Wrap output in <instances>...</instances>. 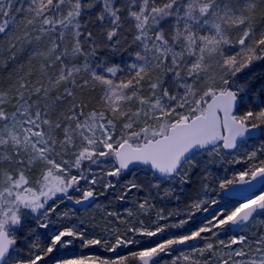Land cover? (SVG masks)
<instances>
[{"label": "snow or ice", "instance_id": "snow-or-ice-1", "mask_svg": "<svg viewBox=\"0 0 264 264\" xmlns=\"http://www.w3.org/2000/svg\"><path fill=\"white\" fill-rule=\"evenodd\" d=\"M0 70V264H264V0H0Z\"/></svg>", "mask_w": 264, "mask_h": 264}, {"label": "trees", "instance_id": "trees-1", "mask_svg": "<svg viewBox=\"0 0 264 264\" xmlns=\"http://www.w3.org/2000/svg\"><path fill=\"white\" fill-rule=\"evenodd\" d=\"M5 55H7V53H5ZM7 73L5 71L0 70V77L2 76H6ZM264 145V137L261 136V133L259 135L258 138L256 139H251L249 140V142L247 144H245L244 146H242L240 149L235 150L231 155L227 156V159L223 162H217L215 165L212 166V175L214 179H230L232 178V176L242 170L245 169L246 165L241 163V164H229L227 162V160L232 159L233 157L236 158H241L245 152L247 151H251V150H255L257 147ZM142 178V177H141ZM128 179H132V174L129 173L126 177H124L121 180V183L125 182V180ZM264 190V188H263ZM115 194H113L114 196ZM219 200V204L216 206L217 208H223L226 205L229 207L235 206V204L237 202H242L238 199H234V198H225L223 196L222 193H219V195L216 197ZM133 199L132 196L129 197V202L127 203H119L117 201H115V199H112L111 202L109 201V199L105 198V197H99L98 198V203H101L103 205H107L111 210H120L121 212L123 211L124 208L126 207H130V201ZM84 206L82 205H73L71 204V202H66V205H62L61 206V211L66 210L67 209H71L73 212H75L77 209H83ZM91 209V208H90ZM90 209L88 210L87 213H85L84 211H80L79 215L80 216H87L88 218L92 217V213H90V215L88 214ZM95 215H97L96 210H95ZM210 213H197L194 221L192 223H190L189 226L186 227H198L200 225V223L205 219L206 216H209ZM94 216V215H93ZM75 219V218H74ZM98 219V216H97ZM55 225L51 226V228L48 230L49 234L51 233V231L55 230ZM184 230H173V232L175 234H180L182 233ZM173 233H165L163 235V237H154L151 240H147V239H142L137 237L136 239L141 240L142 239V243L144 245H149L161 238H167L169 235H171ZM138 246L134 245L132 246L133 250H135ZM120 251V254H126L128 252V249H121L118 250ZM87 255H98L101 257H112L114 254L105 252L103 249L98 248V247H91V248H82L80 246V242L76 241L74 242L73 245L69 246L67 249H59L57 250L53 256L54 257H60V258H71V257H75V256H87Z\"/></svg>", "mask_w": 264, "mask_h": 264}, {"label": "water", "instance_id": "water-1", "mask_svg": "<svg viewBox=\"0 0 264 264\" xmlns=\"http://www.w3.org/2000/svg\"><path fill=\"white\" fill-rule=\"evenodd\" d=\"M260 135V131L257 130L256 132L251 134V139H256ZM235 150H233L234 152ZM232 152V153H233ZM264 188V181L257 180L252 182L251 185H235L232 188H230L226 192H222L223 196L225 198H234L238 200H244L245 198H248L252 196L253 194H259L260 191H262ZM187 247V246H183Z\"/></svg>", "mask_w": 264, "mask_h": 264}, {"label": "rangeland", "instance_id": "rangeland-1", "mask_svg": "<svg viewBox=\"0 0 264 264\" xmlns=\"http://www.w3.org/2000/svg\"><path fill=\"white\" fill-rule=\"evenodd\" d=\"M90 213H92V216L95 215V209L91 208L88 214L90 215ZM261 225H264V219H259V222L257 224V227H259L261 231H264V227H261ZM221 238H226L223 233L221 234Z\"/></svg>", "mask_w": 264, "mask_h": 264}]
</instances>
